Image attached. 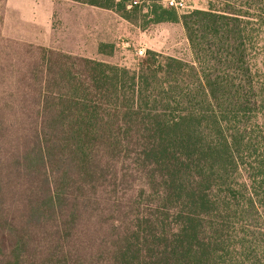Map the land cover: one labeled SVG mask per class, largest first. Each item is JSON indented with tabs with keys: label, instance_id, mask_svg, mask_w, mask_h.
Here are the masks:
<instances>
[{
	"label": "trees",
	"instance_id": "1",
	"mask_svg": "<svg viewBox=\"0 0 264 264\" xmlns=\"http://www.w3.org/2000/svg\"><path fill=\"white\" fill-rule=\"evenodd\" d=\"M178 19L192 62L149 51L134 70L68 57L49 72L29 223L65 235L102 218L105 232L102 248H55L46 264H264V0ZM19 246L11 264L26 263Z\"/></svg>",
	"mask_w": 264,
	"mask_h": 264
},
{
	"label": "rangeland",
	"instance_id": "2",
	"mask_svg": "<svg viewBox=\"0 0 264 264\" xmlns=\"http://www.w3.org/2000/svg\"><path fill=\"white\" fill-rule=\"evenodd\" d=\"M133 1L128 0L125 9L120 0L114 10L66 3L56 9L54 30L48 33L20 26L7 11L5 0H0V250L4 253L0 264L13 263L10 253L17 243L25 252V264H46L48 255L63 246L80 252L102 248V218L94 219L90 225L83 217L77 231L64 232L67 238L58 235L51 225L29 223L30 206L40 195L43 176L41 168L29 169L27 162L25 166V157L32 151L39 131L49 72L56 71L62 63L70 66L68 57L93 59L130 70L140 66L149 51L193 61L178 18L195 10H207L209 0H188V8L183 11L168 7L167 0H137V5ZM261 49L252 55V62L264 74V48Z\"/></svg>",
	"mask_w": 264,
	"mask_h": 264
},
{
	"label": "crops",
	"instance_id": "3",
	"mask_svg": "<svg viewBox=\"0 0 264 264\" xmlns=\"http://www.w3.org/2000/svg\"><path fill=\"white\" fill-rule=\"evenodd\" d=\"M66 3L88 9H100L69 0H5L7 11L20 26H27L32 29L35 28L39 32L47 31L48 33H52L54 30L52 23L56 9L65 7Z\"/></svg>",
	"mask_w": 264,
	"mask_h": 264
},
{
	"label": "built area",
	"instance_id": "4",
	"mask_svg": "<svg viewBox=\"0 0 264 264\" xmlns=\"http://www.w3.org/2000/svg\"><path fill=\"white\" fill-rule=\"evenodd\" d=\"M135 5L139 4L137 0L133 2ZM188 0H167L168 7L175 9L176 11H183L188 8Z\"/></svg>",
	"mask_w": 264,
	"mask_h": 264
}]
</instances>
